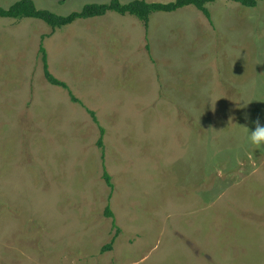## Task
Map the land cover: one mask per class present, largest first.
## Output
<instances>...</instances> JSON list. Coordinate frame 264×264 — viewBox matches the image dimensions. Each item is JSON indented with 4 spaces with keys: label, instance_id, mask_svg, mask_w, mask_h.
I'll list each match as a JSON object with an SVG mask.
<instances>
[{
    "label": "rangeland",
    "instance_id": "obj_1",
    "mask_svg": "<svg viewBox=\"0 0 264 264\" xmlns=\"http://www.w3.org/2000/svg\"><path fill=\"white\" fill-rule=\"evenodd\" d=\"M207 8L0 17V264H264V0Z\"/></svg>",
    "mask_w": 264,
    "mask_h": 264
},
{
    "label": "trees",
    "instance_id": "obj_2",
    "mask_svg": "<svg viewBox=\"0 0 264 264\" xmlns=\"http://www.w3.org/2000/svg\"><path fill=\"white\" fill-rule=\"evenodd\" d=\"M215 0H172L166 3L161 2H147L145 0H131L126 3H122L119 0H109L105 3H87L78 11H72L69 14L61 15L45 8H38L33 0H16L7 8L0 5V17L11 18V19H21V18H35L45 22L51 28H61L66 25L71 24L77 19H87L93 17H100L105 15L109 11L116 12L121 15H132L138 18L145 26L149 21V17L155 12H174L182 7L192 5L196 9L200 10L208 19H210V11L207 8V4L214 2ZM234 2L240 3L246 7H255L258 2L262 0H232ZM39 54L42 62V68L45 78L52 84L63 86L68 88L67 85L56 79L48 70V56L47 51L41 41L39 45ZM72 100L75 97L69 91ZM92 113V112H91ZM93 114V113H92ZM100 136L97 141L99 147L102 146L104 129L99 126ZM102 178L105 183L113 189V184L111 182V176L107 173L103 167ZM104 215L106 217H112L113 213L109 206L106 207ZM112 226L115 228V220L112 219ZM118 230V229H117ZM115 236L112 238L111 243L114 241ZM111 245L106 246L109 249Z\"/></svg>",
    "mask_w": 264,
    "mask_h": 264
},
{
    "label": "clouds",
    "instance_id": "obj_3",
    "mask_svg": "<svg viewBox=\"0 0 264 264\" xmlns=\"http://www.w3.org/2000/svg\"><path fill=\"white\" fill-rule=\"evenodd\" d=\"M255 128L247 134V144L253 146L256 150L264 149V124L259 119L253 122Z\"/></svg>",
    "mask_w": 264,
    "mask_h": 264
}]
</instances>
